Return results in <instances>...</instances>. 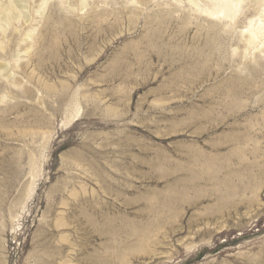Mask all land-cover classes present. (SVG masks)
<instances>
[{
  "label": "rangeland",
  "instance_id": "obj_1",
  "mask_svg": "<svg viewBox=\"0 0 264 264\" xmlns=\"http://www.w3.org/2000/svg\"><path fill=\"white\" fill-rule=\"evenodd\" d=\"M66 1L23 0L38 45L0 81V264H264L258 5L211 43L186 0Z\"/></svg>",
  "mask_w": 264,
  "mask_h": 264
},
{
  "label": "bare ground",
  "instance_id": "obj_2",
  "mask_svg": "<svg viewBox=\"0 0 264 264\" xmlns=\"http://www.w3.org/2000/svg\"><path fill=\"white\" fill-rule=\"evenodd\" d=\"M50 1L51 0H43L42 4L38 9L33 11V13L43 17ZM80 2L82 6H86V0H80ZM176 2L180 3L181 0H176ZM186 2L190 4L195 14L204 15L210 19H218L221 21L220 24H222V27L220 28H218L219 25L217 23L213 24L216 26L213 35L209 39L211 43H214L216 33H221L224 30L226 31V29H235L239 17L242 14V10L247 4L255 2V4L258 5L257 13L255 10V15L248 19L247 25L244 26V30L241 32L240 44L238 45H244L243 55L252 58L248 67L252 73L259 70V60L256 59L255 55L258 52L261 54V52L264 51V0H186ZM66 3V0H59V5H61V7L66 6ZM68 8H70L69 5ZM31 15L32 13L30 14L29 8L23 5V0H0V81L8 83V85L14 88L23 89L22 83L18 82V79H16L18 70H23V64H21L23 58L19 57L21 52H24L27 57L24 65L25 69L29 68L32 65L30 54L35 45H38L37 36L39 28L38 24L34 23L36 19L32 18ZM188 16L191 15L189 14L187 17ZM190 19L189 17L188 20H186L188 21L187 24L190 23ZM12 42L14 43L13 45L24 46L22 51L19 50V47L17 49L20 55L18 54L15 56L12 54L10 48ZM8 55L11 56H9L10 60L7 59ZM11 64H13V66ZM34 74L33 70L32 75H30L31 79ZM11 88L10 90L12 91ZM45 88L47 91H52L50 87L46 86ZM25 90L28 89L25 88ZM5 92L0 93V104L5 103L8 97L5 95ZM58 226L63 225L59 224Z\"/></svg>",
  "mask_w": 264,
  "mask_h": 264
}]
</instances>
